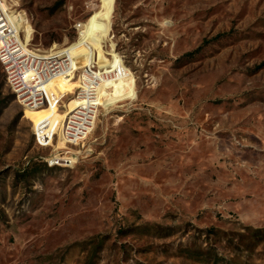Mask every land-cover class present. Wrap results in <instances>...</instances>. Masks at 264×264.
Listing matches in <instances>:
<instances>
[{
	"label": "rangeland",
	"instance_id": "1",
	"mask_svg": "<svg viewBox=\"0 0 264 264\" xmlns=\"http://www.w3.org/2000/svg\"><path fill=\"white\" fill-rule=\"evenodd\" d=\"M19 4L29 49L83 23L116 75L68 145L81 71L49 114L0 65V264H264V0Z\"/></svg>",
	"mask_w": 264,
	"mask_h": 264
},
{
	"label": "built area",
	"instance_id": "2",
	"mask_svg": "<svg viewBox=\"0 0 264 264\" xmlns=\"http://www.w3.org/2000/svg\"><path fill=\"white\" fill-rule=\"evenodd\" d=\"M19 7V0H0V64L7 86L16 101L25 109L51 111L54 103L49 90L50 83L57 78L76 76L81 71V85L75 96V100L80 103L67 115L63 127L67 144L79 143L94 127L96 115L101 109V84L116 74L114 71L105 72L101 68H95L98 55L96 60L94 57L91 65L78 70L76 58L67 49L46 54L24 46L23 29L20 28V20L17 18L24 13L18 10ZM76 30L79 32V43L86 38L82 35L84 24H77ZM82 46L92 49L89 40ZM63 162L66 161L55 159L50 165H60Z\"/></svg>",
	"mask_w": 264,
	"mask_h": 264
},
{
	"label": "bare ground",
	"instance_id": "3",
	"mask_svg": "<svg viewBox=\"0 0 264 264\" xmlns=\"http://www.w3.org/2000/svg\"><path fill=\"white\" fill-rule=\"evenodd\" d=\"M17 18L20 20V28L23 29L24 21L22 17L17 16ZM89 33H90L89 29L84 25V31L82 32V35H84V37L87 38ZM84 40L82 39L79 43H75L67 48V51L70 52L71 55L76 58L78 70L86 66H89L87 51L85 47L82 46ZM87 50L90 53V58L92 59V63H93L94 53L88 48ZM74 78H75V75H71L69 78H57L50 83L49 90H50V94H51L54 104H53V108L51 109V111H48L49 114L53 113L58 107H60L63 104L64 102L63 99L66 97V94L71 91L70 84ZM80 85H81V81H80ZM60 88L64 89V92H61ZM27 110L32 111V112L34 111L38 112V111H42L43 109L42 110L27 109Z\"/></svg>",
	"mask_w": 264,
	"mask_h": 264
},
{
	"label": "trees",
	"instance_id": "4",
	"mask_svg": "<svg viewBox=\"0 0 264 264\" xmlns=\"http://www.w3.org/2000/svg\"><path fill=\"white\" fill-rule=\"evenodd\" d=\"M1 65V64H0ZM1 67H2V65H1ZM3 69V68H2ZM46 166V165H45ZM34 167H36V165H32L30 168L32 169V168H34ZM29 168V169H30ZM29 169H27V171L29 170Z\"/></svg>",
	"mask_w": 264,
	"mask_h": 264
}]
</instances>
